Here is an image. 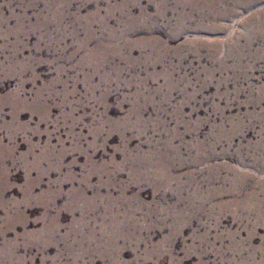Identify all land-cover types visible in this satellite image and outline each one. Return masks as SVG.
Here are the masks:
<instances>
[{"label": "rangeland", "instance_id": "rangeland-1", "mask_svg": "<svg viewBox=\"0 0 264 264\" xmlns=\"http://www.w3.org/2000/svg\"><path fill=\"white\" fill-rule=\"evenodd\" d=\"M0 264H264V0H0Z\"/></svg>", "mask_w": 264, "mask_h": 264}]
</instances>
